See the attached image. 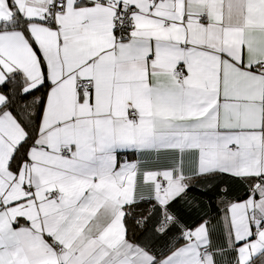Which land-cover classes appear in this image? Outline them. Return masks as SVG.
<instances>
[{
  "label": "snow or ice",
  "instance_id": "1",
  "mask_svg": "<svg viewBox=\"0 0 264 264\" xmlns=\"http://www.w3.org/2000/svg\"><path fill=\"white\" fill-rule=\"evenodd\" d=\"M0 264H264V0H0Z\"/></svg>",
  "mask_w": 264,
  "mask_h": 264
},
{
  "label": "trees",
  "instance_id": "2",
  "mask_svg": "<svg viewBox=\"0 0 264 264\" xmlns=\"http://www.w3.org/2000/svg\"><path fill=\"white\" fill-rule=\"evenodd\" d=\"M40 93H36L39 95ZM229 185V198L241 197L244 195L245 186L239 182H228ZM198 195V194H197ZM199 199L203 201V206L196 211H190L186 205H180V214L184 219L191 223L197 219L199 215H203L205 212L210 216H215L221 213L223 205L219 203L217 196L213 193H209L205 196H199Z\"/></svg>",
  "mask_w": 264,
  "mask_h": 264
},
{
  "label": "crops",
  "instance_id": "3",
  "mask_svg": "<svg viewBox=\"0 0 264 264\" xmlns=\"http://www.w3.org/2000/svg\"><path fill=\"white\" fill-rule=\"evenodd\" d=\"M125 158H127V157H125ZM221 210H222V209H221ZM220 215H222V211H221Z\"/></svg>",
  "mask_w": 264,
  "mask_h": 264
}]
</instances>
